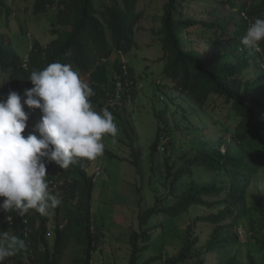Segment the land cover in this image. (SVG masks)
Listing matches in <instances>:
<instances>
[{
  "label": "trees",
  "instance_id": "1",
  "mask_svg": "<svg viewBox=\"0 0 264 264\" xmlns=\"http://www.w3.org/2000/svg\"><path fill=\"white\" fill-rule=\"evenodd\" d=\"M140 1L112 0L99 8L96 0H15L17 3L11 4L0 0V100H5L10 90L23 95L24 89L32 87L30 73L56 61L72 65L87 77L95 93L90 100L98 112L114 99L119 82L134 99L127 82L134 78V70L117 58L110 74L108 61L116 53L127 55L139 46L137 32L145 18L138 10ZM25 2L28 5L20 7ZM16 4L19 7L15 8ZM51 11L57 22L52 24L51 34L46 33L50 40L45 43L31 33L26 22L30 17L40 20ZM21 15L26 17L20 19ZM257 18L264 19V0H165L156 32L161 49L157 63H162L163 71L154 82L155 97L164 109L155 110L159 127L151 146L152 169L156 167L155 155L164 154L160 151L163 140L178 131L188 137L193 134L194 139L184 146L178 162L166 159L162 184L167 194L157 197L155 206L141 210V230L134 231L129 241V264H153L162 259H145L157 228L150 224L153 218L165 213L171 221H183L198 207L210 214L187 224L180 247L167 258V264H204L205 253L197 254L201 247L220 249L218 264H242L228 253L242 244L240 229L245 223L262 253L259 262L251 257L250 264H264V195L249 191L256 177L264 176V41L257 49L241 44L246 28ZM19 37H23L22 43L16 44ZM216 97L230 106L225 109L226 118L236 124L216 121L220 137L210 142L203 134L204 138L198 139L200 131L195 124L182 126L181 122H189L191 109L193 116L205 123ZM169 103L175 104L172 115ZM121 106L108 109L121 121L133 145V127L125 112H118ZM172 120L174 127L169 126ZM134 157L140 168L137 153ZM96 159L77 158L67 170H58L55 163L48 166V174L53 171L56 179L65 182L62 203L49 210L57 215L53 253L47 249V220L34 227L40 213L30 209L27 224L19 214H13L15 222L9 227L0 212V233L7 231L26 242L24 250L3 264H62V257L70 251L69 264H93L99 236L94 230L96 182L90 168ZM161 202L170 206L161 208ZM204 224H210L212 230L208 241L200 245V237L192 233Z\"/></svg>",
  "mask_w": 264,
  "mask_h": 264
},
{
  "label": "rangeland",
  "instance_id": "2",
  "mask_svg": "<svg viewBox=\"0 0 264 264\" xmlns=\"http://www.w3.org/2000/svg\"><path fill=\"white\" fill-rule=\"evenodd\" d=\"M11 2L13 3L15 0H10V4ZM96 3L100 8L110 5L112 0H96ZM164 4L165 0H142L138 3V10L143 11L145 14V18L139 24L136 37L139 46L127 55L118 56L116 53L108 61L110 74H112V66L117 58L122 60L127 68L134 70V78L127 81L130 84L129 87L134 99L131 100L128 96L118 112H125V117L131 122L133 127V133H131L135 138V143L131 145L130 140L126 137L127 135L124 134L121 121L116 115H113L119 133L114 138L111 136L103 138L104 154L98 157L90 168V174H94L96 182L92 206L94 230L99 236L97 249L93 254V264H129L131 250L129 241L134 231L141 230V210L155 206L156 198H165L167 194L162 184L166 159L170 158L171 162H178L182 156L184 146L194 139L193 134L188 137L185 132L178 131L171 138L163 140L160 151L164 154L157 153L155 155L156 167L152 169L154 165L151 160V146L156 140L159 127L155 110L164 109L163 104L157 101V97H155L154 85L155 80H158L163 71L162 63H157L161 49L159 47L160 39L157 37L156 32L162 23ZM27 5L28 3L25 2L20 4V7ZM14 7L17 8L19 5L16 4ZM25 17L26 15H21L20 19ZM56 22L55 12L51 11L46 17H41L40 20L30 17V22H26V26L32 30L31 33H35L43 42L47 43L50 38L46 33L51 34L54 29L52 24ZM21 39L23 37L16 39L15 43H22ZM81 78L85 83H88L84 74H81ZM215 101L216 105L214 107L213 104L210 107L205 123L194 117L191 109L188 110L190 113L189 122H181L180 114H178L177 120L182 123V126L187 124L193 126L195 124L200 131L198 139L204 138L203 134H205L208 141H214L220 137V134L217 135L216 133L217 130L220 131V125L216 121L228 122L230 125L236 124L226 118L228 113L225 109L230 108V106L223 105L222 98L216 97ZM169 104L170 114L172 115L176 112L175 104ZM25 111L29 112L30 115L24 135L32 129L41 116L38 109L31 111L25 107ZM174 124L172 120L169 126L174 127ZM221 150L224 152L226 148L221 147ZM195 151L191 153L193 154ZM134 153H137L140 168L134 164L137 161ZM51 175L54 176V172ZM249 191L256 196L264 195L263 175L256 177ZM167 206H170V204L160 203L161 208ZM209 214L210 211L198 207L190 217L183 221H171L165 213L153 218L150 224L152 227L157 226V228L153 231L152 250L145 254V259L162 257L161 260L153 264H167V258L173 256L180 247L187 224ZM56 216L55 212L48 211L47 215L36 218L34 226L38 228L42 224V219L47 220L48 232H51L50 236L47 234V249L51 250V253H53L55 247L56 233L54 228ZM228 221V219L225 220V223L227 224ZM65 224L66 222L61 226ZM211 230L212 226L210 224H204L203 227L193 231L192 235L199 236L200 245H202L208 241ZM240 230L242 244L235 247L228 255L237 256L242 264H250L251 257L259 262L262 253L257 242L252 238V234L248 231V223H245ZM201 248L202 250L197 254L205 253L203 256L205 259L204 264H218L220 249L211 251L204 247ZM72 257V251L68 252L66 258L65 255L64 258L62 257V264H69L68 261ZM189 264H197V262Z\"/></svg>",
  "mask_w": 264,
  "mask_h": 264
},
{
  "label": "clouds",
  "instance_id": "3",
  "mask_svg": "<svg viewBox=\"0 0 264 264\" xmlns=\"http://www.w3.org/2000/svg\"><path fill=\"white\" fill-rule=\"evenodd\" d=\"M262 41L264 19L257 18L246 28L241 44L257 49ZM28 81L32 87L23 95L10 90L0 100V212L9 227L15 222H9L13 214L23 217L34 209L47 215L62 203L50 191V180H58L53 171L48 174L51 163L61 170L77 158L95 160L104 154L103 138L119 133L107 107L99 112L93 108L90 97L95 93L72 65L52 62L32 71ZM25 107L41 113L26 135L30 114ZM25 248L24 239L0 233V264Z\"/></svg>",
  "mask_w": 264,
  "mask_h": 264
},
{
  "label": "built area",
  "instance_id": "4",
  "mask_svg": "<svg viewBox=\"0 0 264 264\" xmlns=\"http://www.w3.org/2000/svg\"><path fill=\"white\" fill-rule=\"evenodd\" d=\"M127 97H128V94H127L126 89L124 88V85L121 82H119L117 85L116 94H115L114 99H112L110 102H107L103 108H105V107L108 108L109 106L116 108L117 106L122 105ZM49 185H50V191L53 194L56 193L58 195V197L61 199L62 188H63V185H65V182L62 180H53L52 179L49 182ZM27 216H28L27 213L23 217L20 216L26 224L28 222ZM14 221H15V216H13V219L9 222L11 224H13ZM62 227L63 226H61V228ZM50 235H51V232L48 233V236H50Z\"/></svg>",
  "mask_w": 264,
  "mask_h": 264
}]
</instances>
